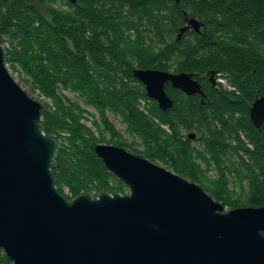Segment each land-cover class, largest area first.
Wrapping results in <instances>:
<instances>
[{
  "label": "trees",
  "instance_id": "obj_1",
  "mask_svg": "<svg viewBox=\"0 0 264 264\" xmlns=\"http://www.w3.org/2000/svg\"><path fill=\"white\" fill-rule=\"evenodd\" d=\"M57 1L64 6H55ZM184 12L203 24L199 33L188 29L177 40ZM5 37V65L51 101L42 103L41 117L61 143L52 171L67 198L85 189L124 191L93 150L109 141L161 161L224 207L264 206V127L256 128L248 116L250 103L264 95V0H0L2 44ZM134 68L199 78L213 71L234 89L206 82L201 102L166 84L173 104L162 110L132 75ZM62 90L97 110L98 136L81 121L78 102ZM106 112L119 116L143 149L135 148V139L124 142ZM189 132L196 137L188 138ZM210 167L212 178L206 174ZM234 188L242 199L232 197ZM8 263L0 249V264Z\"/></svg>",
  "mask_w": 264,
  "mask_h": 264
},
{
  "label": "water",
  "instance_id": "obj_2",
  "mask_svg": "<svg viewBox=\"0 0 264 264\" xmlns=\"http://www.w3.org/2000/svg\"><path fill=\"white\" fill-rule=\"evenodd\" d=\"M184 16L177 40L200 31ZM5 56L0 38V249L8 264H264V206L225 209L195 182L122 146L98 142L93 150L126 191L85 189L67 198L52 171L61 143ZM132 75L163 110L173 104L167 82L205 96L192 73L134 68ZM248 116L264 127V95Z\"/></svg>",
  "mask_w": 264,
  "mask_h": 264
},
{
  "label": "rangeland",
  "instance_id": "obj_3",
  "mask_svg": "<svg viewBox=\"0 0 264 264\" xmlns=\"http://www.w3.org/2000/svg\"><path fill=\"white\" fill-rule=\"evenodd\" d=\"M32 1V0H31ZM34 1V0H33ZM63 4L60 1H57L55 3V6H62ZM64 6V5H63ZM3 46L8 47L9 43L7 38L5 37V42L3 43ZM8 71L10 72V74L13 76V78L21 85V87L29 94L31 95L33 98H35L36 100L40 101L41 103L43 102H47L48 104H51V101L49 99H44L43 96H39L38 92L35 91H31L30 85L29 83L25 80V76L18 70V69H14L12 67H9V65H6ZM218 81L225 85L226 80L223 77H219ZM62 93L64 94V96L66 98H68L71 101H77L79 106L84 110L83 112V116L84 118L81 120L88 128H90L92 131H94V134L96 136H98V132H96V129L93 125V121L94 120H99V113L97 112V110L95 108H93L92 106L86 104L85 102H83L81 99L77 98L71 91L68 90H62ZM141 107L146 108L147 105L145 104V101H141ZM147 111H145L146 113ZM106 117L109 120V122L113 125L114 129L121 135L122 140L124 142H132L133 139H135L134 143H135V148H137V150H141L143 149L142 144L140 143V140L132 135H130L128 132L125 131V125L121 122V119L119 116H115L113 113L111 112H106ZM192 131V130H190ZM187 131H182L180 132L181 134L185 135ZM104 137L106 138V140L110 139V134L109 132H105L104 133ZM59 140V139H58ZM60 141V140H59ZM104 143H110L109 141H106ZM112 144V143H110ZM198 143L196 141H194L192 143L193 147H198ZM155 163L167 168L165 166V164H163L161 161L156 160ZM202 168H205V165L203 163H201ZM168 170H171L170 168H167ZM172 171V170H171ZM214 172H215V168L214 167H210L208 168V170L206 171V174L209 177H213L214 176ZM175 173V172H174ZM184 178V177H183ZM186 179V178H185ZM188 180V179H187ZM197 184V183H196ZM124 185V184H123ZM127 188L124 185V191H126ZM64 191L67 192V189L64 187ZM235 194H232L233 198H236L239 196V198L242 199V197L239 195V189H235ZM93 193H95L94 190H92ZM225 209H229L228 206L225 207Z\"/></svg>",
  "mask_w": 264,
  "mask_h": 264
},
{
  "label": "flooded vegetation",
  "instance_id": "obj_4",
  "mask_svg": "<svg viewBox=\"0 0 264 264\" xmlns=\"http://www.w3.org/2000/svg\"><path fill=\"white\" fill-rule=\"evenodd\" d=\"M77 0H75L74 2H76ZM187 18H190V17H193V18H196L200 23H201V26H200V29L202 28V24H203V21L201 20V19H199V17H197V15H194V16H190V15H188L187 14V16H186ZM184 20H185V23H186V19H185V16H184ZM191 30H193V29H191ZM194 31V30H193ZM194 32H196V31H194ZM200 32V31H199ZM199 32H196V33H199ZM167 72H169V71H167ZM183 72V71H182ZM171 73H174V72H171ZM176 73H180V72H176ZM187 73H191V72H187ZM218 74V75H217ZM217 74H214L213 75V82L210 80V77H209V71H207L205 74H203L202 75V77L201 78H199V77H197V76H195L193 73H192V78L193 79H195L198 83H200L201 84V86H202V90H203V92L205 93V96L203 97V96H201V94H199V93H194V94H191V95H193V96H197V97H199L200 98V101L201 102H203V100L206 98V94H207V91H208V85L206 84V82H209V84L211 85V86H213V87H216V88H222V89H225V90H227V91H230V90H233L234 89V87H232L231 85H230V83L228 82V80L225 78V80H226V83H225V85H223V84H221L219 81H218V79H219V77H221L220 75H219V73H217ZM216 75V76H215ZM202 78H204V80H202ZM224 78V77H223ZM166 84H170L169 82H167V83H165V86H166ZM143 85V84H142ZM171 85V84H170ZM164 86V87H165ZM172 86V85H171ZM144 87V86H143ZM173 87V86H172ZM174 88V87H173ZM178 89V88H177ZM178 90H180V89H178ZM181 91V90H180ZM184 95H187V94H185L183 91H181ZM187 96H189V95H187ZM170 98V97H169ZM171 99V98H170ZM157 104V103H156ZM158 106V105H157ZM169 108V107H168ZM167 109V108H166ZM166 109H164V110H166ZM163 110V109H162ZM189 134H192V132H189ZM188 134V135H189ZM194 134V133H193ZM195 135V134H194ZM196 137V136H195ZM194 137V138H195ZM189 138V137H188ZM194 138H192V139H194Z\"/></svg>",
  "mask_w": 264,
  "mask_h": 264
},
{
  "label": "built area",
  "instance_id": "obj_5",
  "mask_svg": "<svg viewBox=\"0 0 264 264\" xmlns=\"http://www.w3.org/2000/svg\"><path fill=\"white\" fill-rule=\"evenodd\" d=\"M144 112H145V110H144ZM162 127H163L166 131H169V129L167 128L166 125H162Z\"/></svg>",
  "mask_w": 264,
  "mask_h": 264
}]
</instances>
